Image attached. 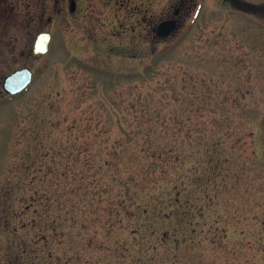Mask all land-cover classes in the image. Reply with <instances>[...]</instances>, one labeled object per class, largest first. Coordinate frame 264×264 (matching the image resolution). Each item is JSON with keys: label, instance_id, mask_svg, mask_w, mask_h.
<instances>
[{"label": "rangeland", "instance_id": "374dc122", "mask_svg": "<svg viewBox=\"0 0 264 264\" xmlns=\"http://www.w3.org/2000/svg\"><path fill=\"white\" fill-rule=\"evenodd\" d=\"M178 1L0 0V264H264V0Z\"/></svg>", "mask_w": 264, "mask_h": 264}, {"label": "water", "instance_id": "95a60500", "mask_svg": "<svg viewBox=\"0 0 264 264\" xmlns=\"http://www.w3.org/2000/svg\"><path fill=\"white\" fill-rule=\"evenodd\" d=\"M70 10H74V4L70 6ZM174 21H167L159 26L158 36L165 38L169 36L175 28ZM52 34L47 31L39 32L33 42L31 48L32 57L45 56L49 52ZM33 79V72L28 67L17 69L7 75L2 81V91L7 95H17L23 92L31 83Z\"/></svg>", "mask_w": 264, "mask_h": 264}, {"label": "flooded vegetation", "instance_id": "af4514ba", "mask_svg": "<svg viewBox=\"0 0 264 264\" xmlns=\"http://www.w3.org/2000/svg\"><path fill=\"white\" fill-rule=\"evenodd\" d=\"M77 1L78 0H70V6H71L72 3L74 4V10L73 11L70 10L71 13L76 12V9H77ZM186 3H187V0H179L178 1V4L176 5L177 8L175 9L173 16L172 17L162 18V19L159 20V22L157 23V25H156L155 28L153 26V29L152 30H153V32H155L156 36L159 39H165V38L171 37L180 28V24H181V19L180 18L182 16V9L185 7ZM162 17H164V15ZM167 21H174V23H175L174 24L175 25L174 31L169 36H167L165 38H160L158 36L159 26L162 23L167 22Z\"/></svg>", "mask_w": 264, "mask_h": 264}]
</instances>
